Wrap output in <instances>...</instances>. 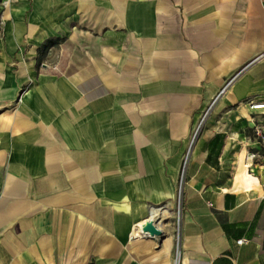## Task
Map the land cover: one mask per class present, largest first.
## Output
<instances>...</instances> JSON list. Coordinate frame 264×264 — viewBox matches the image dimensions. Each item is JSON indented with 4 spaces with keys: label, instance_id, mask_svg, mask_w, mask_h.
Masks as SVG:
<instances>
[{
    "label": "crops",
    "instance_id": "0c3cea01",
    "mask_svg": "<svg viewBox=\"0 0 264 264\" xmlns=\"http://www.w3.org/2000/svg\"><path fill=\"white\" fill-rule=\"evenodd\" d=\"M4 14L0 264H264V0Z\"/></svg>",
    "mask_w": 264,
    "mask_h": 264
},
{
    "label": "rangeland",
    "instance_id": "374dc122",
    "mask_svg": "<svg viewBox=\"0 0 264 264\" xmlns=\"http://www.w3.org/2000/svg\"><path fill=\"white\" fill-rule=\"evenodd\" d=\"M13 0H0V40L3 38L4 34V24L6 22V14L4 11L12 4ZM180 182V180H179ZM179 199L172 210V215L170 216L169 222L164 223L166 228H169L173 236V247L177 249L178 233H179V221H180V211H179Z\"/></svg>",
    "mask_w": 264,
    "mask_h": 264
},
{
    "label": "bare ground",
    "instance_id": "6f19581e",
    "mask_svg": "<svg viewBox=\"0 0 264 264\" xmlns=\"http://www.w3.org/2000/svg\"><path fill=\"white\" fill-rule=\"evenodd\" d=\"M262 104L263 103H258V104H254V105H259L258 107H256L257 108V110H264V106H262ZM244 157V156H243ZM242 160H244V159H242ZM240 162H241V160H240ZM239 162V163H240ZM243 163H244V161H243ZM242 163V164H243ZM241 164V163H240ZM244 165V164H243ZM242 165V166H243ZM243 167H245V166H243ZM247 176V175H246ZM250 176V175H249ZM243 185V184H242ZM245 185V184H244ZM244 188V187H243ZM248 188V187H247ZM166 219V217H164L162 220H165ZM160 228L159 226V224L158 223H156V221H155V218H154V216L153 217H151L150 219H148L147 221H145V222H143V223H141V224H139V225H137V227H136V229H134V236H136V237H138L140 234H144V232L146 231L147 233H145L146 235H149V236H153L154 234H155V232L157 231V232H159L156 228ZM151 227H153L154 229H152Z\"/></svg>",
    "mask_w": 264,
    "mask_h": 264
},
{
    "label": "built area",
    "instance_id": "2783aa9c",
    "mask_svg": "<svg viewBox=\"0 0 264 264\" xmlns=\"http://www.w3.org/2000/svg\"><path fill=\"white\" fill-rule=\"evenodd\" d=\"M258 106L259 105H251V109L257 110L256 107H258ZM262 106H264V103L262 104ZM256 135L260 138L259 143H260L261 147L264 149V136L260 135V133L258 131L256 132ZM182 179H183V171H182L181 177H180L179 190L181 189ZM261 186H262V188L264 190V180H263ZM243 243H244V240H238L236 242L237 245H242Z\"/></svg>",
    "mask_w": 264,
    "mask_h": 264
},
{
    "label": "water",
    "instance_id": "95a60500",
    "mask_svg": "<svg viewBox=\"0 0 264 264\" xmlns=\"http://www.w3.org/2000/svg\"><path fill=\"white\" fill-rule=\"evenodd\" d=\"M19 99V95L15 96L13 99L9 100V101H0V113L8 108H10L16 101H18ZM207 115V113L205 114V116ZM152 229H154L153 227H151ZM156 235H160V232H155Z\"/></svg>",
    "mask_w": 264,
    "mask_h": 264
}]
</instances>
